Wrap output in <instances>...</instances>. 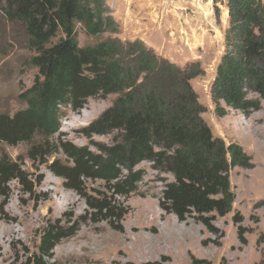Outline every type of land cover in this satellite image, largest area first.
I'll return each mask as SVG.
<instances>
[{
	"label": "trees",
	"instance_id": "1",
	"mask_svg": "<svg viewBox=\"0 0 264 264\" xmlns=\"http://www.w3.org/2000/svg\"><path fill=\"white\" fill-rule=\"evenodd\" d=\"M221 3V0H215ZM228 28L224 52L210 89L214 113L249 116L264 101V0H226ZM0 16L19 26L37 70L32 86L13 115L0 114V145H29L27 158L44 165L66 189L83 196L84 181H100L111 198H85L91 218L122 220L116 197L136 192L141 163L170 175L159 207L179 222L192 220L210 228L213 216H227L235 201L230 174L252 168L237 143L214 137L203 120L204 108L190 82L199 65L171 63L141 40L106 38L79 46L78 30L89 38L115 34L118 25L105 0H0ZM116 96L112 105L81 133L87 138L113 136L96 153L76 147L59 134L69 112L78 113L89 100ZM61 153L67 164L49 158ZM18 182L31 191L21 164L0 152V185ZM77 226L47 222L37 234L36 253L25 264H56L54 249L72 237Z\"/></svg>",
	"mask_w": 264,
	"mask_h": 264
},
{
	"label": "rangeland",
	"instance_id": "2",
	"mask_svg": "<svg viewBox=\"0 0 264 264\" xmlns=\"http://www.w3.org/2000/svg\"><path fill=\"white\" fill-rule=\"evenodd\" d=\"M225 1L105 0L117 33L95 39L78 30V42L82 47L106 38L141 40L179 67L199 65L200 75L190 84L205 110L203 120L214 137L237 143L251 159L252 168H235L230 174L235 195L231 212L213 216L210 228L192 220L179 222L159 207L164 185L172 177L145 162L136 168L143 173L136 192L115 198L125 212L114 224L117 230L110 222L93 220L94 211L85 200L111 198L104 183L84 181L80 196L46 166L29 160V145H0L3 155L22 165L31 188L27 192L14 181L0 185V264H25L36 253L37 234L47 222L56 221L63 228L77 226L76 233L54 249L56 264H264V101L249 116L229 112L219 118L210 98L228 28ZM32 55L22 29L0 16V114L13 115L24 107L19 96L37 75L28 63ZM115 99H91L80 112H69L61 122L62 139L93 153L96 144L110 145L113 136L87 138L81 131ZM54 159L67 164L61 153L48 161Z\"/></svg>",
	"mask_w": 264,
	"mask_h": 264
}]
</instances>
